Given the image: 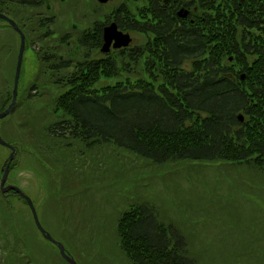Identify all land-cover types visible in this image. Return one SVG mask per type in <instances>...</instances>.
<instances>
[{"label":"trees","instance_id":"obj_1","mask_svg":"<svg viewBox=\"0 0 264 264\" xmlns=\"http://www.w3.org/2000/svg\"><path fill=\"white\" fill-rule=\"evenodd\" d=\"M130 1L96 20L95 31H81L75 39L84 49L99 50L102 27L112 20L121 30L144 34L143 41L112 50L114 55L97 51L73 59L50 43L41 51L43 41L55 35L54 15L34 18L36 40L29 41L39 43L37 57L43 72L49 71L53 96L46 107L50 119L38 124L42 115L35 112L22 130L24 138L31 135L28 145L42 170L49 174L54 162L49 150L58 164L76 144L86 150L110 144L155 165L264 163V0L189 1L196 10L187 23L175 17L171 0H137L136 16ZM38 2L18 0L27 7ZM16 23L27 44L31 27ZM69 37L60 35L58 44L67 47ZM41 91L33 84L28 94ZM114 231L115 246L128 264H196L183 242L171 239L176 232L171 225L145 204L123 210Z\"/></svg>","mask_w":264,"mask_h":264},{"label":"rangeland","instance_id":"obj_2","mask_svg":"<svg viewBox=\"0 0 264 264\" xmlns=\"http://www.w3.org/2000/svg\"><path fill=\"white\" fill-rule=\"evenodd\" d=\"M124 1L40 0L39 5L27 7L18 0H0L2 13L31 27L23 52L17 105L0 119V135L17 148L7 183L18 185L31 198L42 227L72 252L78 264H128L115 246L114 226L123 210L139 203L164 225H171L172 232L176 231L171 239L183 242L188 258L196 264H264V163L221 160L155 165L110 144L87 150L76 144L58 164L59 157L49 150V161L54 162H49L48 174L28 145L31 135L24 138L23 130H18L17 119L27 127L24 121L35 112L42 115L36 119L38 124L50 119V107L48 111L46 107L53 95H49V71L42 69L37 57L39 43L32 37L34 18L54 15L51 28L55 35L43 41L41 51L50 43L57 46L60 55L92 57L99 50L78 46L76 36L94 30L96 20ZM130 4L136 16L138 1ZM125 32L132 37L131 45L145 39L144 34ZM64 33L71 39L67 47L57 42ZM18 47V33L0 18V105L6 102L0 110L12 97ZM33 84L43 90L41 94H28ZM9 152L0 145V177ZM2 199L0 264H66L36 228L26 201L14 192L6 197L0 193V203Z\"/></svg>","mask_w":264,"mask_h":264},{"label":"water","instance_id":"obj_3","mask_svg":"<svg viewBox=\"0 0 264 264\" xmlns=\"http://www.w3.org/2000/svg\"><path fill=\"white\" fill-rule=\"evenodd\" d=\"M109 0H98L99 3H105L108 2ZM167 1V0H164ZM188 10L184 7H180L176 14L177 16L184 18L187 16ZM0 18L6 20L12 28L18 33L20 42H19V48H18V53H17V59H16V64H15V73H14V80H13V90H12V99L9 105L7 106L6 109L0 112V119L5 117L7 114L10 113L11 109L13 108L15 102H16V97H17V85H18V80H19V75H20V69H21V64H22V59H23V52L25 48V35L23 31L19 28V26L7 17L5 14L0 13ZM102 45L100 47V50L102 52H108L111 47L113 48H119V47H126L129 45L131 42L132 38L130 37V34L127 32H123L118 29L117 24L115 22H110L109 24L105 25L102 29ZM231 59V57H229ZM241 79H244V74L240 75ZM238 119L240 121L243 120V115L240 113L237 115ZM0 145L8 147L10 149L8 158L4 165L1 167V177H0V192L2 194H6L8 191L12 190L16 192L19 196L23 197L27 205L30 209V212L32 214V218L34 221V224L36 228L39 230V232L42 234V236L50 241L51 243L55 244L58 248L59 254L61 257L66 260L69 264H78L76 260L68 254L66 251L64 245L60 242L55 240L49 232H47L42 225L39 222L38 215L36 212V209L33 205V202L31 198L25 194L21 188L15 184L11 183H6L7 177L9 174V164L11 161L14 159L15 154H16V149L13 145H11L9 142L5 141L1 136H0Z\"/></svg>","mask_w":264,"mask_h":264},{"label":"flooded vegetation","instance_id":"obj_4","mask_svg":"<svg viewBox=\"0 0 264 264\" xmlns=\"http://www.w3.org/2000/svg\"><path fill=\"white\" fill-rule=\"evenodd\" d=\"M170 1V0H169ZM171 1H173L174 2V4H173V6L175 7V10L178 8V7H180L181 5H182V2L181 1H183V0H171ZM163 2V1H162ZM47 5V9H49V5L48 4H46ZM184 6L185 7H187V8H191L192 10H195V8L193 7V4H187L186 2L184 3ZM192 19V17H191V15L190 14H188V16L185 18V19H180L181 20V22H183V23H187L189 20H191ZM112 50V49H111ZM10 103V102H9ZM8 103V104H9ZM8 104L5 106V108L8 106ZM16 105H17V102L15 103V105H14V107L12 108V110L14 111V109H15V107H16ZM5 108H3V109H5ZM17 112H18V110H16V115H17ZM11 113V112H10ZM9 113V114H10ZM8 116V115H7ZM18 121H17V128H18V130L21 132V129H22V121H21V124H20V119L18 118L17 119ZM14 146V145H13ZM15 147V146H14ZM16 148V147H15ZM9 149V148H8ZM11 191H9L8 193H6V195H5V197L10 193Z\"/></svg>","mask_w":264,"mask_h":264}]
</instances>
